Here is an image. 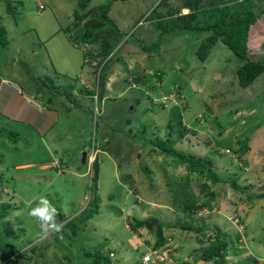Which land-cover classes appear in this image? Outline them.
<instances>
[{"label":"rangeland","instance_id":"1","mask_svg":"<svg viewBox=\"0 0 264 264\" xmlns=\"http://www.w3.org/2000/svg\"><path fill=\"white\" fill-rule=\"evenodd\" d=\"M109 1L112 0H91L83 10L87 21L101 22L97 16L92 18L88 14L96 13L98 6ZM8 2L22 5L17 4L18 11L12 10L11 18L8 17L17 27L22 25L20 19L24 20V26L17 29L20 31L30 29L34 25L30 22L41 14L37 13L36 2L58 20L62 30L71 25L74 11L80 8V0H0V15L6 12ZM112 3L108 17L123 34L117 36L120 43L110 54L120 61H114L108 69L103 91L98 87L100 69L95 73L93 65L88 64V69H71L69 75L54 68L40 71L41 76L35 73L28 82L29 91L49 86L57 93L62 92L66 106L70 101L86 111L73 107L69 114L63 111L58 126L50 134L55 136L53 145L45 141L48 137L42 139L28 129H23L17 145L0 139L3 175L0 213L7 207L0 217L2 247L18 253L29 249L34 253L35 244L36 249H41L37 255L42 253L38 260L48 255L49 261L61 252L63 260L69 257L66 264H87L95 255L108 257L109 264H142L146 255L150 258L146 264H213V260L205 261V257L214 252L211 245L217 235L226 245L225 264H264L261 260L264 259V199L256 197L264 194V75L251 87L240 88L235 72L241 62L222 43L215 44L204 62L197 59L196 50L209 32L175 31L159 37L162 35L155 30L152 16L155 10L159 18L169 23H180L182 17L193 23L192 17L199 19L203 12H207L210 21L218 10H225L230 24L235 15L239 18L252 12L256 22L248 33V55L251 60L262 61L264 0H114ZM52 25L46 24L49 29ZM104 29L98 40L108 41L111 24ZM12 35L14 41H10L6 50L7 56L14 58L11 64L17 60L26 62L25 53L33 52V47L23 48L15 56V45L21 44V37L16 32ZM158 40H161L158 50H140ZM18 67L15 70L21 69ZM133 78L139 82L135 83ZM110 82L115 86H107ZM76 90L90 92L93 97L77 96ZM178 117L182 119V128L199 133L195 134L197 138L186 135L191 141L186 152L212 161L203 174H188V164H180L175 157L160 153L156 146L159 141L177 139ZM12 127L10 122H0V128ZM87 136L88 142L82 144L86 153L82 164V154L70 145L87 141ZM186 144L184 140L179 142V150L185 151ZM244 145L247 150L240 158L235 151ZM46 151L54 152L48 156ZM89 156L99 167L95 193L90 191L94 161ZM78 167L82 177L74 172ZM145 168L149 169L148 174ZM211 174H215L219 183L214 184ZM58 175H65L66 181ZM185 177L197 203L207 205L206 209L188 215L173 211L172 205L181 204L183 196L174 184ZM229 183H234L237 189ZM94 195L98 198L91 219L79 222L78 216L88 211ZM40 196L51 201L58 211L56 220L64 222L61 232L51 233L47 238H42L39 222L29 215ZM133 217L157 218L164 225L165 243L158 245L155 223L150 229L139 227L131 231L128 226ZM62 235L63 245H56ZM1 258L0 253V264H10Z\"/></svg>","mask_w":264,"mask_h":264},{"label":"trees","instance_id":"2","mask_svg":"<svg viewBox=\"0 0 264 264\" xmlns=\"http://www.w3.org/2000/svg\"><path fill=\"white\" fill-rule=\"evenodd\" d=\"M91 0H80L79 3V9L77 11H74L73 13V22L71 25L65 27L63 31L72 38L73 42H76L79 45H91L93 46V49L87 52L86 59L88 61L89 65H93L96 69L95 73L98 72L100 69L101 71H104L103 75L100 76L99 72V84L98 87L103 91L104 88V78H107V75L109 73L108 69L111 67V65L115 62H119L120 58L115 57L113 55L110 56L111 51H114L115 48L120 43V40L117 39L118 35L120 34V30L112 23V20L108 17V13L110 11L111 5L113 4L112 1L107 2L106 4L98 6L95 10L96 13L90 12L88 15H90L92 18H99L101 20L98 21V23L94 24L93 21H87L86 19V13L83 12V10L88 6L89 2ZM124 1V0H120ZM7 10L11 12L14 10V7L9 2ZM12 14V13H11ZM236 14V13H235ZM97 16V17H96ZM153 18H154V26L155 30L160 32L163 37L164 35L170 34L175 31H192V32H198V33H204L209 32L210 35H208L206 38H203L199 47L196 50V56L197 59H199L201 62H204L208 55L210 54L211 49L215 46V44L219 41L222 43L225 47H227L230 52L236 57L238 62H241L239 68L235 72L237 83L240 88L246 89L251 87L256 80L264 75V60H251L248 55V33L250 28L255 24L256 17L252 12L246 13L243 17L236 18V15L234 17V22L228 24V14L225 10H218L217 13L211 18L210 21L207 17V12H203V15L197 19L195 17L193 20V23L191 20H188V18L182 17L179 19L178 22H172L169 23V21L162 20L158 17L156 14V11L153 12ZM111 24V33H107L108 41L106 40H98V36L101 32H103L105 27L109 26ZM5 30L4 28L0 27V46L5 45ZM161 40H158L154 43H152L150 46L147 45L145 47H141L142 52H151L153 50H158L160 48ZM133 81L139 82V79L133 78ZM45 88L42 87V89L36 90L37 94H46V89L49 91H55L54 88H50L49 86L43 85ZM88 94L91 98L90 92L85 93ZM102 96V95H101ZM101 98V97H100ZM186 100V99H185ZM52 100H50L49 103H51ZM179 121V129L177 132V139L174 141H159L157 142L156 146L159 148V152L166 154L170 157H175L177 159V162L180 164H188V174H194L196 172H199L200 174H203V170L205 168H208L211 166L212 161L209 159H202L201 157H196L193 155L192 152H186L188 143L191 141L189 139H186V135H194V137L197 138L199 133H194L190 129H185L181 127V117H178ZM182 129V130H181ZM195 134L197 136H195ZM6 139L9 140L12 144L18 143V135L16 133H13L11 131H8L5 128H0V139ZM187 141V144L185 146V151L179 150L178 143L182 141ZM247 147L244 145L239 150H236L235 152H238L237 154L240 155V158L244 156L246 153ZM93 173L91 176V184H90V191L92 193H95L97 190V181H98V172L99 167L97 161L94 160L93 162ZM144 172L148 174L149 169L145 168L143 169ZM213 177V182L219 183L218 178L215 177V174H211ZM3 178L2 173L0 172V182ZM188 177H185L184 180L180 179L181 182L174 184L176 186V189H180V193L183 194L181 204L180 202H177L176 204L172 205V208L174 209L176 213L180 212L181 214L188 215L192 213L193 211L197 210H203L206 209L208 206L203 204H198L197 197L194 196V193L191 191L190 184L188 183ZM230 186H232L234 189H237L234 183H229ZM175 195V194H174ZM257 198L264 199V194H258L256 195ZM97 196L94 195L93 200L88 204V211L86 213H83L78 216L79 222H86L91 219L93 215V207L97 204ZM212 198V195H211ZM7 207L2 208V213H0V217H2L5 212L7 211ZM9 210V207H8ZM190 212V213H189ZM75 218L73 221H69L67 224V227L74 223ZM158 225L157 226V234L159 236L158 245H163L165 243V238L162 237V223H159V220L157 218L154 219H148V220H139L135 217L132 218V222L130 223V226L128 228L131 231H136L139 227L150 229L152 228L153 224ZM189 228L190 226L187 225ZM191 228V227H190ZM199 231V230H198ZM217 233V231H216ZM60 238L57 239L58 243L55 242L56 245H63V242L65 241L64 236H59ZM2 237L0 234V253L2 255L1 260L2 262H9L10 264H66L69 262V257L67 256L66 260H63L61 257V249H57L60 253H58V256L56 257H50V260H47V256H44V260H38V257L42 255H37V250H41L39 247L36 249V245L34 244V253L33 250L28 251L29 249L22 250L20 253L14 250H6L2 247ZM212 249L214 250L213 253H207L206 260L205 261H212L213 264H225L224 261V253L223 251L226 248L225 243L218 240V236L216 235L214 243L211 245ZM56 247V246H55ZM54 247V248H55ZM9 249V248H8ZM48 249V247L46 248ZM79 251V248L78 250ZM80 255V254H79ZM35 256V258H34ZM34 258V259H33ZM219 260V262H218ZM44 261V262H43ZM87 264H109L108 257L106 256H98L95 255L92 262H89Z\"/></svg>","mask_w":264,"mask_h":264},{"label":"crops","instance_id":"3","mask_svg":"<svg viewBox=\"0 0 264 264\" xmlns=\"http://www.w3.org/2000/svg\"><path fill=\"white\" fill-rule=\"evenodd\" d=\"M16 3L19 4L18 2ZM17 4H13V11L15 12L18 11L16 10L18 6ZM35 5L39 6L41 4L36 2ZM5 10L6 12L0 15V19H3L0 21V27L4 28L6 34L5 45L0 46V122L6 121L12 123V129L10 128V130H7L13 133L15 132L18 135L19 141L23 129H28L39 134L42 139L48 137L45 141L53 145L55 142V136L50 134L53 129H56L58 126L63 111L65 112L63 114H69L71 113V107H73L74 110L81 109V111L83 109L85 110V108L81 107L80 104L73 105L70 101H68L69 106H66V104H64L65 101L61 99V97L64 96L60 91L57 93L56 91H49L46 89V94L44 95L37 94L36 90L29 91L28 82L33 79L35 73L40 75V71L44 73L48 68H54L53 70L57 69L64 75H69L71 69L90 68L86 56L89 48L93 49V46H84L73 42L72 38L60 28L58 20L47 13V10L45 9L43 11H37V13L41 14L36 15L37 20H34L35 17L32 22H30L34 25H31L28 27L30 29L24 31L17 30L24 26V20L20 19L22 22L20 27H17L16 23L14 26L12 21L8 18H11L10 15L13 13L11 14L7 9ZM47 23L53 24L51 29L46 26ZM6 28L8 29V32L6 31ZM12 31L16 32L21 37V44L15 45V56L18 57L23 48L33 47L34 49L33 52L27 50L25 53V55H27L24 58L27 60L26 62H20L17 60L11 64L14 58L12 55L11 57L7 56L8 51L6 50L9 48V43L10 41H14ZM29 55H31L30 58ZM83 55L84 59H82ZM17 66L21 69L15 70ZM39 66H41L42 69H39ZM86 81L87 80L84 79V85ZM110 83H108L107 86H115L114 83ZM42 87L45 88V86ZM75 93L77 96L90 98L83 93L82 90H76ZM50 100H52L51 103H49ZM102 104L103 100L102 103L100 102V105ZM88 112L90 111L88 110ZM15 122L16 124H14ZM5 126L9 127V125ZM82 139H84V137H82ZM88 139L87 136V141H79L80 143L77 142L76 144L70 145V148L80 152L79 154H83L85 153V147L82 146H85L84 143L88 142ZM18 143L13 145H17ZM52 152L54 151H46L45 154L50 156ZM71 160H75V157ZM58 161V163L61 162L60 159ZM81 163L84 164L85 162ZM17 166L18 165H16L15 168H18ZM74 172L78 177L83 176L79 167L77 170L75 169ZM64 176L65 175H58L63 182L66 181L63 179ZM247 215L248 217L250 216L249 214ZM261 260L264 262V259Z\"/></svg>","mask_w":264,"mask_h":264},{"label":"clouds","instance_id":"4","mask_svg":"<svg viewBox=\"0 0 264 264\" xmlns=\"http://www.w3.org/2000/svg\"><path fill=\"white\" fill-rule=\"evenodd\" d=\"M40 6H42V8H40ZM44 9L45 8L43 5L38 6L39 11H43ZM227 151L229 152V150ZM85 156H86V153H85ZM89 159H90V156H89ZM85 160L86 159L84 157V162ZM29 215L39 222L40 227H41L42 238H47V236L51 233H59L64 228V222L56 220V217L58 215L57 208L51 203V201L46 196L39 197L38 204L29 211ZM142 264H144L143 258H142Z\"/></svg>","mask_w":264,"mask_h":264},{"label":"built area","instance_id":"5","mask_svg":"<svg viewBox=\"0 0 264 264\" xmlns=\"http://www.w3.org/2000/svg\"><path fill=\"white\" fill-rule=\"evenodd\" d=\"M40 8H42V6H40ZM90 160H93V158H91V156H90ZM149 261H150L149 256L146 255L143 257V263L144 264L148 263Z\"/></svg>","mask_w":264,"mask_h":264},{"label":"water","instance_id":"6","mask_svg":"<svg viewBox=\"0 0 264 264\" xmlns=\"http://www.w3.org/2000/svg\"><path fill=\"white\" fill-rule=\"evenodd\" d=\"M85 153L82 154V162H84Z\"/></svg>","mask_w":264,"mask_h":264}]
</instances>
